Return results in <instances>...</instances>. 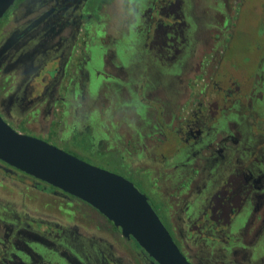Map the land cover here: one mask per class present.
Listing matches in <instances>:
<instances>
[{
	"label": "rangeland",
	"instance_id": "374dc122",
	"mask_svg": "<svg viewBox=\"0 0 264 264\" xmlns=\"http://www.w3.org/2000/svg\"><path fill=\"white\" fill-rule=\"evenodd\" d=\"M147 3V0H123L122 4L110 1L100 15L106 22L102 28L106 39V67L104 71L100 69L106 79L87 76L83 85L92 92L81 96L74 109L64 114L63 124L57 128L62 140L47 141L63 151L69 149L89 164L132 180L148 197L162 223L173 231L185 258L191 264H203L206 260L212 264L219 252L208 249L204 241L216 246L217 239L194 236L196 230H189L187 236L181 235L200 215L197 208L196 218L188 220L186 205L191 209L199 205L190 199L204 188V183H208L207 190H210L220 179L221 168L226 164H221L218 150L222 145L234 146L229 136L244 141L249 147L254 144L253 139L264 143V0H184L182 11L189 26L184 29L185 41L178 45L182 52L176 60L164 64L142 42L147 27L139 19ZM5 24L1 21L0 28ZM90 52L94 54L96 49L92 46ZM85 64L94 74L93 69L102 62L90 60ZM239 81H245L240 88ZM201 92L207 93L202 101L212 113L204 111L198 116L205 122L202 137L185 146L184 135H178L166 124L176 128L180 120L193 119V112L199 109ZM238 96L242 100L240 108L233 102ZM37 127L39 138L51 130L50 123ZM163 132L171 134L170 138L180 136V141L164 140ZM176 144L183 149V156L176 153L162 167L153 165L161 151ZM254 150L250 152L257 155ZM138 155L143 162L138 161ZM191 168L196 175L193 176ZM61 201L47 193L32 202ZM69 205L78 206L88 215L84 221L93 229L96 240L105 239L114 249L123 250V264H137L134 255L129 259L124 253L128 251L126 248L138 253L136 245L124 243L98 212L78 202ZM259 222L254 217L248 229L255 232ZM245 223L238 216L232 221V229L240 227L238 231L246 233L245 228L241 229ZM205 231L206 227L202 232ZM239 246L237 243L236 247ZM240 256H234V260L237 262ZM75 258L80 261L79 256ZM249 258L250 261L241 259L246 264L259 263L260 256L255 254Z\"/></svg>",
	"mask_w": 264,
	"mask_h": 264
},
{
	"label": "flooded vegetation",
	"instance_id": "af4514ba",
	"mask_svg": "<svg viewBox=\"0 0 264 264\" xmlns=\"http://www.w3.org/2000/svg\"><path fill=\"white\" fill-rule=\"evenodd\" d=\"M110 1L123 3V0H16L0 19V22H6L0 28V51L14 34L19 36L11 47L0 52V117L11 128L14 125L17 129L14 130L18 133L47 143V140L54 143L58 139L59 142L62 140L61 131L57 132V128L63 124L64 114L71 112L70 108L74 109L76 100L81 96H89L92 92L83 85L87 76L90 74L92 77L106 79L103 72L107 57L106 39L105 30L102 29L106 22L100 15ZM147 2L139 19V23L147 27L142 42L149 46L152 55L163 64L165 61L172 62L182 52L178 47L179 43L185 41L184 29L188 23L184 20L186 15L182 11L184 0ZM164 10L168 12L166 15H163ZM177 11L180 18L176 17ZM168 20L171 22L167 23ZM180 20L184 26L177 35L175 27L181 23ZM161 25L166 30L165 40H158L162 45L151 47L156 30ZM99 31L101 33L97 35ZM92 46L96 49L94 54L90 52ZM30 54H33L32 58H28ZM90 60L102 62L97 69H93L94 74L85 68V62ZM206 95V92L200 94L199 109L192 114L195 120H180L176 128L165 123L170 129H175L178 135H184L185 146L202 137L205 126L202 124L205 122L198 116L204 111L212 113L210 107L206 109V104L202 101ZM240 100L241 97L238 96L236 102L233 101L238 108L242 107ZM45 123H50L51 130L44 138H39L36 136L39 131L37 126L41 127ZM164 134V140H169L171 134ZM229 138L234 146L222 145L218 150L221 164H226L221 168L223 173L210 186V190H207L208 183H204L205 190L200 188L203 193L197 192L190 199L191 203L199 202V205L193 209L186 205V218L195 219L197 208H200V215L198 221L193 220L188 231L181 232V235L187 236L189 230H196L194 236L217 239L218 246L214 243L207 245V241H204V246H208V249L219 252L216 255L217 261L212 264H246L241 258L250 261L249 257L255 254L260 256L258 264H264V143L253 139L254 147H249L240 139L233 136ZM170 139L177 143L180 136ZM253 148L258 152L257 155L250 152ZM182 151L177 144L169 146L166 153L161 151L158 154L159 160L153 165L160 168L166 160L170 162L176 153L183 156ZM67 153L82 158L69 149ZM138 158L139 162H143L141 155ZM191 169L193 176L196 175L197 172ZM47 193L63 201L32 202ZM72 202L84 204L98 212L89 204L0 161V264H50L49 259L53 264H123V250L114 249L105 239L96 240L92 234L93 229L84 221L86 214L78 206H70L69 203ZM29 203L35 205H28ZM100 215L124 243H133L138 248V253L126 248L128 251L124 253L127 258L132 259L134 255L137 264H156L133 239L124 238L118 228ZM75 216H79L78 220ZM238 216L246 222L241 227L246 229V233L238 231L240 227L232 229V221ZM254 217L260 222L255 232H251L248 227ZM164 226L179 247L173 231ZM205 227L207 231L203 233ZM237 243L241 245L239 248L236 247ZM238 254L241 256L236 262L234 256ZM75 255L79 256L80 261ZM231 257L233 258L230 259ZM223 260L230 262L225 263ZM207 262L206 260L203 264Z\"/></svg>",
	"mask_w": 264,
	"mask_h": 264
},
{
	"label": "water",
	"instance_id": "95a60500",
	"mask_svg": "<svg viewBox=\"0 0 264 264\" xmlns=\"http://www.w3.org/2000/svg\"><path fill=\"white\" fill-rule=\"evenodd\" d=\"M16 0H0V19ZM14 34L1 53L17 40ZM0 161L96 209L156 264H191L145 194L123 176L43 140L18 133L0 117Z\"/></svg>",
	"mask_w": 264,
	"mask_h": 264
},
{
	"label": "trees",
	"instance_id": "16d2710c",
	"mask_svg": "<svg viewBox=\"0 0 264 264\" xmlns=\"http://www.w3.org/2000/svg\"><path fill=\"white\" fill-rule=\"evenodd\" d=\"M155 5H157V1H156V4ZM166 10L163 11V15H166L168 13ZM179 15L180 14H178V11H177L176 17L177 18H180ZM180 22L181 23L180 24H176V27H175V29H176L175 32H176L177 35H179L180 30L183 29V26H184L183 21L180 20ZM165 32H166V30H165L164 26L161 25V26L158 27V29L156 30V37L154 39V42L151 44V47H153V46L154 47H158V46L162 45V43H160V41L165 40ZM158 40H160V41L158 42ZM244 82L239 81V83H238L239 88H240L241 84H244Z\"/></svg>",
	"mask_w": 264,
	"mask_h": 264
}]
</instances>
